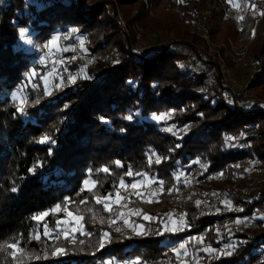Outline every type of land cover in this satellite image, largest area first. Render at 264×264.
Returning a JSON list of instances; mask_svg holds the SVG:
<instances>
[{
	"label": "trees",
	"instance_id": "1",
	"mask_svg": "<svg viewBox=\"0 0 264 264\" xmlns=\"http://www.w3.org/2000/svg\"><path fill=\"white\" fill-rule=\"evenodd\" d=\"M116 1L128 31L113 0L88 11L84 0H0V264H264V107L224 85L219 67L193 47L204 44V36L212 42L225 36L230 47L229 37L248 43L244 58L257 68L248 87L264 91V15L256 14L264 12V0L251 1L240 24L226 18L221 34L226 0ZM152 5L171 13L165 28L153 29ZM72 29L73 42L84 39L92 63L82 75L75 54H68L58 71L63 81L77 76L50 92L45 82L56 85L57 76L48 75L44 62L47 74L32 75L42 68L25 57L35 53V43ZM21 30L31 43L21 40ZM166 31L174 36L161 49H134L148 34ZM190 58L199 69L187 64ZM44 137L50 139L41 143ZM129 170L143 175L129 177ZM250 171L256 185L246 183ZM199 172L196 182L187 180ZM141 179L155 186L157 197L119 191L144 232H117L120 207L110 200L97 204L95 197H114L121 180ZM85 180L97 182L93 191ZM56 205L83 217L82 232L65 238L56 221L67 212H51ZM44 212L50 214L33 219ZM17 241L23 252L13 260L4 246ZM181 243L184 258L175 251ZM209 247L215 253L204 250ZM57 248L63 252L54 256Z\"/></svg>",
	"mask_w": 264,
	"mask_h": 264
},
{
	"label": "rangeland",
	"instance_id": "2",
	"mask_svg": "<svg viewBox=\"0 0 264 264\" xmlns=\"http://www.w3.org/2000/svg\"><path fill=\"white\" fill-rule=\"evenodd\" d=\"M100 1L101 0H84L82 8L85 11H88L90 7L97 5ZM113 1L115 2V5L118 11L117 12L118 22L122 25V27L126 29V31H128L129 30L127 28L128 26L126 25V22H124V18H123L124 6L121 5L119 2H117L116 0H113ZM251 1L252 3L253 2L255 3L258 0H233L231 4L228 2V0H226L225 2V7H226L225 21L221 22L220 31H219L220 34L224 32L225 25H229L228 21H226V18L232 19L234 20V22L238 24L241 23L242 20H240L239 18L240 17L245 18L247 16L248 12L251 9L250 8ZM149 7H150L149 18L153 19V25H154L153 29H158V27H161V26L162 28H165L166 21H170V22L172 21L170 20L171 13L167 10L166 7H163L164 10H160L161 7L158 8L159 10H157L156 8H154L155 7L154 5H152V8L151 6ZM132 12H136V10H132ZM256 14H260V11L256 10ZM156 16L160 17L159 19L161 20L158 21ZM158 25H161V26H158ZM199 25L202 26L201 21ZM188 28L189 27H186V30H188ZM168 29H172V28L169 27L167 28V30ZM191 30L192 32L194 31L193 28H191ZM156 32H158V30ZM72 33H73L72 30H69L65 34L59 33L58 35H54L51 38L52 40L54 37L59 36L60 37L59 47L61 49H66L65 51H56L54 54H50L49 50L45 47V45L48 44V42L44 45L35 43L34 44L35 53L30 54V56L28 57H25V58L31 59V64H36L42 68L41 70L36 71L35 75L38 74V76L41 75L42 77V75L47 74V69L43 68L41 64L44 62L47 65V67L51 68V70L48 71V75L57 76V80L59 82L56 83V85L53 84L52 79H50V81L49 79H47L45 82L46 86L47 85L50 86V92L54 88H59L64 85H68V82L74 81L73 78L77 76L75 75V76L69 77V79H65V81H63L62 76L60 75V72L58 71V67L65 65L66 62L68 61V58L66 57L68 56V54L70 53L75 54L74 60H76V62L80 65V73H82V75L86 72V68L92 63V60L89 58L88 52L85 48L84 39L76 36L75 37L76 42H73L74 39H72ZM171 36L173 37L174 35L169 31H166L163 33L148 34L140 42H138L137 45H135L134 49L137 52H141L142 50L144 51L151 50V49L159 50L161 49V45L164 44L166 40L169 39V37ZM233 38L234 37L228 38L229 40H231V47L225 43L226 42L225 40H227L225 36H222V37L219 36L220 41L218 42H212L208 36H204L205 43L200 44V45H193V47L195 50L201 53L202 57L206 59L210 58L211 61L214 62L216 66L219 67L220 80L222 81L224 85L232 88L239 94H242V97L244 99H247V101L251 100V102H253L252 100L255 99L258 103H264V91L261 89L251 90L248 87L249 81L252 79V76L255 75V71L257 70L253 62H247L244 58L248 51V43L242 44L238 40H236L237 41L236 42ZM81 41H83L82 44H81ZM176 49L184 53H188L189 51L188 49H186V47H183V46H179ZM239 54L243 56L241 57V59L239 58L240 60L238 61L240 62L236 64V62L234 61L237 60V55ZM187 64L191 68H195V69L196 68L199 69L200 67V63L191 58L188 60ZM224 76H226V79L228 80V82L223 81ZM209 79L214 81V75L210 74ZM18 98H20L19 99L20 101L21 99L25 98V96L21 92ZM162 117H164L165 119L164 115ZM164 119H162V121H164ZM154 121L160 122L156 119H154ZM250 172H251V176L250 177L247 176L246 183H252L253 185H256V183H258L257 180L259 178L256 176V172H252V171ZM184 174L185 173L182 172L181 175H183L184 177ZM200 175L201 173L199 172L195 176H193L194 178L187 177V180L192 179L193 182H196V180L199 179ZM136 182H142V186L138 187L136 191L139 192L141 195H145L146 200H152L158 196L159 191L155 188V186L148 184L146 180L141 179V180H137ZM241 190L245 191V187H241ZM110 201H114L115 203L114 205H118L120 207V211L119 212L117 211L116 213H114L115 217L113 219V223L116 224L114 226L115 231L119 229V231L123 230L131 234H137V235L143 234L144 225L140 221H137L135 217L134 218L132 217V211L130 209H125V206H123L121 201L119 204H117L115 202L116 201L115 195ZM121 213H123V216L120 215ZM75 217L76 216L74 215L73 216L67 215V217L63 220L64 221L63 225L60 226L59 228L64 229L67 232V234H70V235H76L77 233L82 232L83 229L81 228L80 223L83 226H84V223H82L81 221H77ZM125 220H127V223H125ZM184 257L186 256L182 255V258Z\"/></svg>",
	"mask_w": 264,
	"mask_h": 264
},
{
	"label": "snow or ice",
	"instance_id": "3",
	"mask_svg": "<svg viewBox=\"0 0 264 264\" xmlns=\"http://www.w3.org/2000/svg\"><path fill=\"white\" fill-rule=\"evenodd\" d=\"M228 2L231 4V3L233 2V0H228ZM234 6H236V5H234ZM252 7L254 8V6H252ZM260 14H261V15H264V12H262V13H260ZM239 19H240V20H243V17H240ZM72 32L75 33V32H76V29H72ZM26 35H27L26 30H21L20 33H19V36H20L21 40H25L26 43H31L30 40H26V39H25ZM59 40H60V37H59V36L54 37L52 40H50V41L48 42V44L45 45V47L49 50V53H50V54H54L56 51H65V50H66V49H61V48L59 47ZM82 43H83V41H81V44H82ZM32 75H35V73H33ZM74 79H75V78H73V80H74ZM45 94H50V93L47 92V89H45ZM13 99H17V97H16V96H13ZM37 102H38V101H37ZM26 103H27V99H26V98H23V99L20 100V104H21V106H20L17 110H18L22 115H23V114H26L25 111H24V105H25ZM127 118H128L129 120L132 119L131 116H129V117H127ZM154 119H156V120H161V119H164V117H162V116H155ZM49 139H50L49 137H44L40 142H41V143H44V142L49 141ZM155 162H156V163H160V160L157 159ZM116 163H117V166H121L120 163H119V161H117ZM150 163H151V161H150ZM33 171H34V170H33ZM102 171H104L105 173H107V172H108V169L105 168V169H103ZM126 175L129 176V177H133L134 175H143V174H141V173H135V174H134L131 170H129V171L126 173ZM176 179L179 180V176H177ZM151 182H152V183H159L160 186H161V188L163 187V182H162V181H155V180H152ZM84 186H85V188H86L88 191L91 192V191H93V189L97 186V182L94 181V180H85V181H84ZM141 186H142V182H136V183H132L131 185H126L125 182H124V180H121V181H120V184H119V186H118V189H117V191H116V193H115V197H116V201H115V202H116L117 204H119L120 201L126 199L124 196H122V195L120 194L119 189H125V190L128 189V188L137 189L138 187H141ZM13 191H15V189H13ZM136 195L140 196L141 194H140L139 192H137ZM112 198H113V194H112V193H109L107 196H105V197H103V198H101V197H95V200H96V203H97V204H100V203H102L103 201H109V200H112ZM148 202H151V201H148ZM84 203H86V201H84ZM224 203H225V206H226V207L231 208V202H230V201H225ZM199 204H200V202L197 201V206H198V207H199ZM61 210L66 211L68 216H73V213H72V212L68 211L67 208L62 209L61 205H56L55 208L51 209V212H58V211H61ZM104 210L110 212V211H111V206H110L108 203H104ZM241 210H242V209H241ZM49 214H50V212H44V213L41 214V216L33 217V219L39 220V219H41V218L44 217V216H48ZM120 215L123 216V213H121ZM75 219H76L77 221H80V220H83V217H82V216H78V217H75ZM145 219H150V217H145ZM61 223H64V221L57 220V221H56V225H57V227H58ZM125 223H127V220H125ZM236 223H241V221L237 220ZM183 224H184V221H183V218H181L180 224L177 225V227L174 228L173 230H174V231L179 230L180 227H181ZM117 231H119V229H117ZM44 234H45L46 236L49 234L46 225H45V233H44ZM60 234H61L60 232H57V233H56V238H57V239L59 238ZM63 234L65 235V238H67V232L65 231ZM107 235H108L107 233H104V236H105V237H106ZM35 238H36V239H39V236H36ZM197 242H198V243H202V242H203V241H202V238H201V239H198ZM103 246H104V245H103V242H101L100 247L102 248ZM4 247L7 248V249H10V250H11V253H10V254H11L13 260H15V259L17 258V254H18V253H22V252H23V250L19 247V242H18V241H17V242H13V243H9V244L5 245ZM233 247H235V246H233ZM204 250H205L206 252L215 253V250L212 249V248H210V247H209V248H206V249H204ZM175 251H176V254H177L178 256L181 255V254L184 255V256H187V255H188V252H187V246H186V244H184V243H181V244L179 245V248H178V249H175ZM62 252H63V249H59V248H57V249L53 252V255L55 256V255H58V254H62ZM222 254H224V255H231L232 253H231V252H227V251L225 250V252L222 253ZM135 264H139V262L137 261V262H135Z\"/></svg>",
	"mask_w": 264,
	"mask_h": 264
},
{
	"label": "built area",
	"instance_id": "4",
	"mask_svg": "<svg viewBox=\"0 0 264 264\" xmlns=\"http://www.w3.org/2000/svg\"><path fill=\"white\" fill-rule=\"evenodd\" d=\"M224 80L223 81H226V82H228V80L226 79V76H224V78H223ZM255 100V99H254ZM256 101V100H255ZM259 104H261V105H263V107H264V103H259Z\"/></svg>",
	"mask_w": 264,
	"mask_h": 264
}]
</instances>
